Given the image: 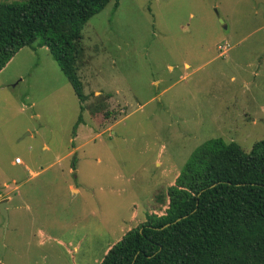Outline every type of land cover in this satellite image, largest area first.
Masks as SVG:
<instances>
[{
	"label": "rangeland",
	"instance_id": "374dc122",
	"mask_svg": "<svg viewBox=\"0 0 264 264\" xmlns=\"http://www.w3.org/2000/svg\"><path fill=\"white\" fill-rule=\"evenodd\" d=\"M39 41L0 71V264H99L165 212L198 146L264 140L253 0L109 2L81 31L82 112Z\"/></svg>",
	"mask_w": 264,
	"mask_h": 264
},
{
	"label": "trees",
	"instance_id": "16d2710c",
	"mask_svg": "<svg viewBox=\"0 0 264 264\" xmlns=\"http://www.w3.org/2000/svg\"><path fill=\"white\" fill-rule=\"evenodd\" d=\"M0 3V71L24 47L49 51L81 103V31L109 2ZM81 116L78 117L77 124ZM165 212L111 245L99 264H264V140L245 152L221 138L198 146L166 194Z\"/></svg>",
	"mask_w": 264,
	"mask_h": 264
},
{
	"label": "water",
	"instance_id": "95a60500",
	"mask_svg": "<svg viewBox=\"0 0 264 264\" xmlns=\"http://www.w3.org/2000/svg\"><path fill=\"white\" fill-rule=\"evenodd\" d=\"M253 1L256 5H259V4L264 5V0H253ZM7 207L9 206L6 200L0 201V213L5 219H7Z\"/></svg>",
	"mask_w": 264,
	"mask_h": 264
},
{
	"label": "crops",
	"instance_id": "0c3cea01",
	"mask_svg": "<svg viewBox=\"0 0 264 264\" xmlns=\"http://www.w3.org/2000/svg\"><path fill=\"white\" fill-rule=\"evenodd\" d=\"M21 163H22V162H21ZM21 163H20V164H21ZM4 200H6L7 202H9V201H10V197H7V198L4 199ZM1 201H2V200H1ZM9 208L11 209L12 207H7V209H9Z\"/></svg>",
	"mask_w": 264,
	"mask_h": 264
},
{
	"label": "built area",
	"instance_id": "2783aa9c",
	"mask_svg": "<svg viewBox=\"0 0 264 264\" xmlns=\"http://www.w3.org/2000/svg\"><path fill=\"white\" fill-rule=\"evenodd\" d=\"M15 163H16V164H20L21 161L17 158V159H15Z\"/></svg>",
	"mask_w": 264,
	"mask_h": 264
},
{
	"label": "flooded vegetation",
	"instance_id": "af4514ba",
	"mask_svg": "<svg viewBox=\"0 0 264 264\" xmlns=\"http://www.w3.org/2000/svg\"><path fill=\"white\" fill-rule=\"evenodd\" d=\"M259 5H262V4H259ZM259 5H257V6H259Z\"/></svg>",
	"mask_w": 264,
	"mask_h": 264
}]
</instances>
